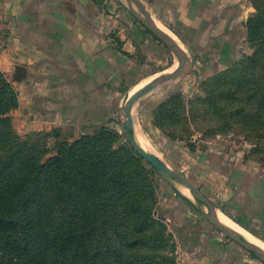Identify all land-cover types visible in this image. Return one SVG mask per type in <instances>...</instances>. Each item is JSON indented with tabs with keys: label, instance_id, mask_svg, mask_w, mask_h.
<instances>
[{
	"label": "crops",
	"instance_id": "0c3cea01",
	"mask_svg": "<svg viewBox=\"0 0 264 264\" xmlns=\"http://www.w3.org/2000/svg\"><path fill=\"white\" fill-rule=\"evenodd\" d=\"M138 2L180 43L190 70L137 103V140L142 135L146 151L186 178L239 231L264 241V163L251 155V146H238L231 137L211 142L196 132L192 152L154 123V110L166 97L180 93L188 102L204 81L253 53L247 28L251 2ZM176 63L125 0H0V70L19 94L12 115L21 116L24 134L56 132L74 140L106 128L123 136L126 101L146 82L173 73ZM157 188L158 213L176 241L178 264H264L230 240L186 188L161 176Z\"/></svg>",
	"mask_w": 264,
	"mask_h": 264
},
{
	"label": "trees",
	"instance_id": "16d2710c",
	"mask_svg": "<svg viewBox=\"0 0 264 264\" xmlns=\"http://www.w3.org/2000/svg\"><path fill=\"white\" fill-rule=\"evenodd\" d=\"M250 1L253 54L204 81L188 102L169 96L154 123L192 152L195 133L207 137L201 121L222 135L241 129L264 163V0ZM18 107L0 70V264H178L158 213V173L128 140L106 128L74 140L23 137L10 116Z\"/></svg>",
	"mask_w": 264,
	"mask_h": 264
},
{
	"label": "water",
	"instance_id": "95a60500",
	"mask_svg": "<svg viewBox=\"0 0 264 264\" xmlns=\"http://www.w3.org/2000/svg\"><path fill=\"white\" fill-rule=\"evenodd\" d=\"M125 2L134 16L145 26L147 30H149L160 41H162L178 60V67L173 73L159 75L146 82L139 90H137L135 94H133L126 101L124 105V112L126 115L124 127L128 136L129 144L138 152L141 157H143L154 167V169L162 178L166 179L173 185L186 188L195 197L196 200H193L196 202V204L218 228H220L232 241L238 243L240 246L245 248L248 252H250L252 255H254L264 263V250L242 238L238 230L234 228L236 227V224L231 220V218L224 214L214 203L206 198L180 173L170 168L155 155L146 151L138 142L134 120L135 106L142 98L150 94L158 87L186 75L190 70V61L186 51L183 49L180 43L170 34L161 30L153 22V20L145 14L138 0H125ZM221 219L232 224L234 227L226 224V228V226L222 222H219V220Z\"/></svg>",
	"mask_w": 264,
	"mask_h": 264
},
{
	"label": "rangeland",
	"instance_id": "374dc122",
	"mask_svg": "<svg viewBox=\"0 0 264 264\" xmlns=\"http://www.w3.org/2000/svg\"><path fill=\"white\" fill-rule=\"evenodd\" d=\"M249 2H251L250 0H249ZM252 4V3H251ZM252 6H253V4H252ZM256 12V9L254 8V6H253V12H252V15L254 14ZM251 15V16H252ZM250 16V17H251ZM249 42V41H248ZM249 45L251 46V44H250V42H249ZM251 48H252V46H251ZM254 52V51H253ZM253 54V53H252ZM251 55V54H250ZM245 57V56H244ZM234 65V64H233ZM176 66H178V63H176ZM177 68V67H176ZM6 75V74H5ZM12 84V83H11ZM170 83H168V85H162V87H160L161 89H167V88H169V86H171V85H169ZM14 87V86H13ZM16 90V89H15ZM17 91V90H16ZM168 97H166L165 99H167ZM164 99V100H165ZM164 100H162V101H164ZM161 101V102H162ZM16 110V109H15ZM13 112V111H12ZM10 116H11V121H12V125L14 126V130L19 134V135H21V136H23V137H25L26 135H28V134H32V133H28V134H24V130H23V121H22V118H21V116H15V115H12V113L10 114ZM125 121H126V116H125ZM201 123L203 124V125H205L206 127H208V129L206 130V135H207V137L205 138L204 136H203V133L202 132H199L201 135H202V138H204L205 140H208V141H211V142H213V141H215V142H218V140H219V138H221V137H231V138H234V140H236L237 141V145L238 146H244V145H246V144H249L250 146H251V149H250V153H251V155H253L254 156V158L255 159H257V160H260L259 158L261 157V155H256V154H254V153H252V150H254V148H255V145L253 144L254 142H253V140H251L248 136H247V134L245 133V131H243V130H241V129H237V128H234L233 130H230V132L228 133V135H222V134H219V131H217L218 130V128H217V130H215V129H213V124L215 123H211V124H205L204 122H202L201 121ZM138 127H139V129H140V133L142 134L143 133V131H142V128H141V126L138 124ZM217 131V132H216ZM34 133V132H33ZM140 136V135H139ZM123 138H125V140H128V136H127V133H126V131H125V133H124V135H123ZM233 146V145H232ZM237 146V147H238ZM52 155H50V156H48V158L49 157H51ZM145 160V159H144ZM146 161V160H145ZM146 163H147V166L148 167H152V168H154L149 162H147L146 161ZM160 175L158 174V177H159ZM157 180V179H156ZM187 191V190H186ZM188 192V191H187ZM190 195H191V197L194 199V200H196L195 199V197L190 193V192H188ZM219 222H221L220 220H219ZM224 224V223H223ZM225 226H226V224H224ZM226 228H227V226H226ZM169 231H170V229H169ZM230 239V238H229ZM231 240V239H230ZM257 241H261V240H257ZM262 243H264V241H261ZM251 254V253H250ZM252 255V254H251ZM254 258H256L254 255H252Z\"/></svg>",
	"mask_w": 264,
	"mask_h": 264
},
{
	"label": "bare ground",
	"instance_id": "6f19581e",
	"mask_svg": "<svg viewBox=\"0 0 264 264\" xmlns=\"http://www.w3.org/2000/svg\"><path fill=\"white\" fill-rule=\"evenodd\" d=\"M139 140H140V143L142 144V146H143V148L145 147L146 149H149L148 148V146L149 145H147V143L144 141V139H143V137H142V135H140L139 136ZM138 140V141H139ZM153 147V146H152ZM150 153V152H149ZM152 154H153V152H151ZM159 158V157H158ZM187 190V189H186ZM188 191V190H187ZM189 192V191H188ZM222 223H224V224H228V225H230V226H233L232 224H230V223H228L227 221H225V220H223V219H221L220 220ZM234 227V226H233ZM235 229H237L238 230V232H239V234H240V236L242 237V238H244L245 240H247L248 242H250V243H252V244H254L255 246H257V247H259V248H261V249H263L264 250V243H262L261 241L259 242V241H257L256 239H254L252 236H250L248 233H246V232H244V231H242V230H240L239 231V229L237 228V227H234Z\"/></svg>",
	"mask_w": 264,
	"mask_h": 264
}]
</instances>
